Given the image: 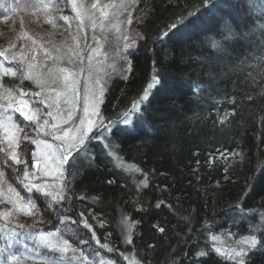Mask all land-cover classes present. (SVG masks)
<instances>
[{
    "label": "trees",
    "instance_id": "obj_1",
    "mask_svg": "<svg viewBox=\"0 0 264 264\" xmlns=\"http://www.w3.org/2000/svg\"><path fill=\"white\" fill-rule=\"evenodd\" d=\"M101 1L119 3L99 0L98 5ZM261 1L214 0L212 6L213 0L207 5L202 0H124L121 9L136 37L129 50L131 71L111 78L99 111L105 125L118 121L134 102L141 114L131 129L113 127L104 139L108 147L91 142L87 153L67 163L64 201L46 208L32 193L36 208L28 218L42 232L58 231L77 249L89 255L96 249L115 264H234L214 251L219 247L211 239L227 233L236 239L255 236L259 243L255 249L246 245L245 264H264ZM43 2L49 6H40V0H0V19L14 16L17 23L23 17L29 22L18 24L23 32L32 20L73 34L81 24L88 32L71 0ZM95 2L83 0L86 15L97 9L91 7ZM178 21L183 23L171 29ZM16 40L25 48L34 43L30 35ZM154 76L159 83L149 89ZM18 77L1 81L11 87ZM15 120L25 123L17 115ZM23 140L18 148L23 164L12 161L0 143V172L4 182L28 199L29 180H23V172L34 170L33 146ZM83 219L91 229L83 227ZM93 232L114 251L101 249ZM128 235L131 244L123 242ZM85 240L88 244L81 242ZM3 244L0 235V249Z\"/></svg>",
    "mask_w": 264,
    "mask_h": 264
},
{
    "label": "rangeland",
    "instance_id": "obj_2",
    "mask_svg": "<svg viewBox=\"0 0 264 264\" xmlns=\"http://www.w3.org/2000/svg\"><path fill=\"white\" fill-rule=\"evenodd\" d=\"M116 1H119V3H116V6L119 7L105 8L107 4L101 1L93 13L86 15L83 0H76L77 10L80 14L78 15V11L75 10V15L79 18V21L81 20L83 24L86 21L85 24L89 26L87 32L83 31L86 27L79 24L81 30H76V32L79 31L77 34L66 31L65 28L56 24L52 25L36 20H32L30 22L32 27L23 32L21 28H17L19 25L24 27L25 24L29 23L23 17L19 18L17 23L14 16L0 19V53H3V55H0V85H3V87H0V112L3 113V115H0V120L8 123L7 118L12 117V122L18 126V129H22V131L14 129L18 143V147L15 148L17 154L25 136L29 137L26 140L32 143L33 146L32 164L34 170L29 172L28 180L33 184L45 186L48 191H59L66 174L65 166L67 163H71L72 160L70 158L69 162L59 168L50 161V167L47 169V174H45L43 161L51 154L45 155L43 144H37L34 141H47L54 147L59 144L60 141L55 140L50 135L52 124H56L59 129L57 135L63 136L67 133L70 138L75 133L81 119L85 121L91 119L99 123L100 117L92 116L91 113L94 110L100 113V105L111 78L115 74L123 72L124 69L127 71V61L130 60L129 50L132 49L133 41L136 43V37L133 35L134 30L131 24L128 23L129 15L124 17L122 12L124 9H121L124 0ZM95 3H97V0ZM259 7H264V0L260 2ZM101 8H104L107 16L101 14ZM62 16L69 17L66 14ZM29 35L34 41L29 45L30 48H25L24 42L16 40L18 36L24 39ZM73 35L74 39L72 38ZM113 39L116 40L113 41ZM107 42L111 45L110 48L107 46ZM40 44H42L43 49L39 50ZM126 44L130 47L126 48ZM5 56L10 61L6 65L4 64ZM4 69L15 71L16 75L19 76V82L11 87L3 83L1 80L4 77L12 78V76L5 74ZM60 69H66L68 73H78L77 83L74 85L68 84L65 87L62 77L66 73H61ZM36 80H40L41 84H37ZM4 88H11L15 92L14 103L20 99L28 100L29 110H38L39 120L29 122L20 113L8 108L7 100L3 99L5 95ZM17 88L23 89L27 95H23ZM73 88L75 91H72ZM101 90H103L102 94ZM37 92L41 94L38 99L45 100L46 104L36 105L33 103L37 98L32 94ZM48 105L52 106L48 107ZM85 107L88 109L87 113ZM47 112H51L52 115H46ZM69 112H71V120L68 119ZM15 115L19 116L25 123L19 124L15 120ZM45 120L48 121V124L43 128L38 127V125H44ZM94 134L95 128L92 133H89V139L85 142L87 148L89 149L88 145L91 142L104 147V139H91ZM0 143H3V148H8L6 133L3 128H0ZM37 161H40V163L37 164ZM9 187L11 185L4 182L2 176H0V214L9 211L12 213L8 220H4L3 216L0 215V229L9 233L15 230L19 234L16 239L11 241L12 251L21 257L18 264H40V256L32 255L36 241L30 237L33 234L38 236L42 231L38 228L37 223L28 218L31 215L16 210L10 198L15 199V193L17 192L15 190L9 192ZM0 235L4 239L3 246H5L7 241L4 233L0 232ZM60 236L66 240L61 234ZM215 237H217L215 241L221 251L232 249L238 251L247 247L240 243L242 237L236 239L230 233ZM243 237H247V235ZM70 245L72 248H76L73 244L70 243ZM36 251L44 255L48 254L43 248L36 249ZM67 255L71 257L72 253L69 252ZM84 255L89 260L94 259L93 256L87 253H84ZM113 264L115 263L113 262Z\"/></svg>",
    "mask_w": 264,
    "mask_h": 264
},
{
    "label": "snow or ice",
    "instance_id": "obj_3",
    "mask_svg": "<svg viewBox=\"0 0 264 264\" xmlns=\"http://www.w3.org/2000/svg\"><path fill=\"white\" fill-rule=\"evenodd\" d=\"M202 3L207 5L209 4V0H202ZM71 4L74 10H77L76 0H71ZM40 6H43L47 8L49 5L45 4L43 0H40ZM98 6V0L97 3H94L91 5L92 8H97ZM214 5V0L213 4ZM107 7H119L116 5H105V8ZM78 11V10H77ZM101 14L104 16H107V13L105 12L104 8L100 9ZM78 11V15H79ZM192 13H189V16H191ZM63 20L67 21L69 18L67 16L62 17ZM128 23L131 24V19L128 20ZM180 23H183V21L174 22L171 24V29H176ZM167 32L164 33L165 36H167ZM135 41H133V44L131 47H135ZM213 47H216L217 45L213 43ZM125 47H130L129 45H125ZM0 55H3V53H0ZM4 59L6 60L7 57L5 56ZM61 73H66L63 75L62 79L65 82V87H67L68 84H75L77 83L76 77L79 75L68 73L66 69H60ZM127 71H131V60L127 61ZM5 74L10 75L12 77L16 76V72L12 69H4ZM91 74V72H90ZM37 84H41L40 80H36ZM159 83V78L157 76L153 77V82L148 85V88L151 89L154 85ZM0 87H3V85H0ZM18 91H20L23 95H27L26 92L23 91V89L17 88ZM72 91H75L73 88ZM101 90V94H102ZM5 95L3 96V99L7 100V107L12 109L14 112L20 113L21 116L24 117L25 120L29 122H35L39 120V116L37 114L38 110H29V101L26 99H20L18 101H14L15 92L11 88H4ZM37 99L35 100V103L38 104H46L47 102L42 99H38L40 97V93H33L32 94ZM147 98V93L145 97L142 99ZM52 105H48V107H51ZM85 112H88L87 107H85ZM140 109L137 103H133L131 108L126 111L122 117L119 118L118 121L112 122L110 121L108 125L104 124V118L100 116V113L98 111H93L91 113L92 116H99L100 120L99 123H96L95 121L88 119L80 120L79 126H77L75 133L69 138L68 134L65 133L63 136L57 135L56 133L59 131L56 124H52L50 127V135L55 140L60 141L59 144L55 145V147L48 143L47 141H34V143L37 144H43L45 149V155L51 154L47 159L43 161L44 168H45V174H47V169L50 167V161L57 165V168L62 166L63 164L69 162V159L71 158L72 161H75L78 157H81L83 154L87 153V146H86V140L89 139V133L93 132V129L95 128V134L91 137V139H107V137L111 134L113 127L118 125H124L126 128L131 129L136 120H138L140 116ZM0 115H3L2 112H0ZM46 115L51 116V112H47ZM8 123H4L3 120H0V128H3L4 132L6 133V139H7V146L10 151L6 152V155L10 157L12 161H14L16 164H23L25 161L21 160L15 151V148L18 147V143L16 141L15 131L21 130L18 129V126L15 125L12 122V117H8ZM68 119L71 120V112L68 113ZM66 122V121H65ZM48 124V121H44V125H38V127L43 128ZM25 139H29L28 136H25ZM105 147H108V145H105ZM4 149H0V152H3ZM73 151H75V155H73ZM4 164H7V160L3 161ZM40 161H37V164H39ZM70 166L75 167V164H71ZM139 170V169H137ZM3 175V172H0V176ZM63 175V173H61ZM19 178V177H18ZM29 178V172L25 170L23 172V180L27 181ZM111 183V181L109 182ZM27 193H28V199L25 201L23 197L19 196V193H15V199H11V202L13 203L14 207L17 211H23L26 214H33V209L36 208V201L32 197V193H36L40 196L41 200L44 202L46 208H51L53 204H59L60 202L64 201L66 199L65 196V190L67 189V184H61L59 191H48L46 190V187L40 184H31L29 183L26 185ZM9 192H14V189L9 187ZM159 207V204L157 205ZM39 214L38 212L36 213ZM3 216L4 220H8V218L12 215V213L4 212L0 214ZM83 213H80V216L83 217ZM66 222L73 224L75 222L69 220L66 218ZM81 223L83 224V227L86 229H91V225L88 224L86 219L81 220ZM103 226V225H101ZM21 227H23L21 225ZM159 231L163 232L164 229L160 228ZM0 232L4 233L5 239L7 243L5 244L4 248L0 249V253L7 252L6 255H0V264H18L20 260V256L16 255L12 251V240L16 239L18 237V233L13 230L12 232H5L3 229H0ZM76 234V233H74ZM31 239H34L36 241L35 248L33 249L32 255L40 256V264H113L112 260H106L100 256L99 251L96 249H92L90 252V255L93 256V260H89L88 257H86L82 250L72 248L68 240H64L60 233L57 232H49L44 233L40 232L38 236L36 234H33ZM92 238L95 239L96 244L101 249H106L109 253L113 252L114 249L110 247L107 243H101L100 239L96 238L95 233L93 232ZM213 241L217 239V237L213 236L211 237ZM82 243L88 244V241H81ZM126 244L132 243V237L131 235H128L125 240L123 241ZM241 244L247 245L250 249H255L259 243L257 238L255 236H247L242 237ZM26 247V246H25ZM91 247V245H89ZM43 248L48 254L44 255L43 253H38L36 249ZM214 251L217 252V254L221 255L225 259L232 260L234 264H245V257L247 255V252L244 248H241L240 250H226L221 251L219 248L214 249ZM71 252L72 256L69 257L67 254ZM119 255L127 261L129 257L124 256L123 253H119ZM200 256H204V252L198 253ZM133 264H138V262H133Z\"/></svg>",
    "mask_w": 264,
    "mask_h": 264
}]
</instances>
